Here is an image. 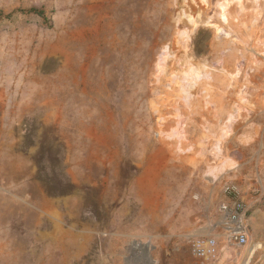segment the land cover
<instances>
[{
    "label": "rangeland",
    "instance_id": "374dc122",
    "mask_svg": "<svg viewBox=\"0 0 264 264\" xmlns=\"http://www.w3.org/2000/svg\"><path fill=\"white\" fill-rule=\"evenodd\" d=\"M217 1L0 0V264H221L222 243L194 257L180 228L198 208L184 238L201 237L236 201L246 245L260 247L250 262L264 263V53L253 42L263 60L245 53L227 79L242 58L219 41ZM263 3L245 13L264 44ZM162 45L171 56L156 78ZM245 84L252 136L237 139L239 121L224 147L237 169L207 181V159L176 156L159 123L179 94L209 113Z\"/></svg>",
    "mask_w": 264,
    "mask_h": 264
},
{
    "label": "bare ground",
    "instance_id": "6f19581e",
    "mask_svg": "<svg viewBox=\"0 0 264 264\" xmlns=\"http://www.w3.org/2000/svg\"><path fill=\"white\" fill-rule=\"evenodd\" d=\"M217 3L218 7H221V12L217 13L218 18L220 16L221 19V26H223L221 32L219 33V41L225 42L224 44L227 46H225L227 51H231L237 56H241L242 58L241 61H236V63L234 64L235 70L237 71L234 75L231 73L232 71L230 73L226 72L228 76L227 79L229 78L231 81L235 82L239 78V68L242 67V63L245 61V57H243L245 53H249L250 61L256 62L259 60H263L262 57H256L254 47L251 46L253 42L256 41L255 44L261 46L262 52L264 53V44L259 39H256L257 36L255 35L256 33H254V28L256 27L257 23L256 16L252 15L253 13H245L246 8L248 7H254L256 11L261 12L259 10L260 0H219L217 1ZM233 5H236L237 7L230 11L231 6ZM181 15L182 14H180V17ZM228 15L232 16L229 24L227 22ZM187 22L191 24L192 19H188ZM229 34L233 35L235 39L228 40L226 36ZM187 36L188 34L185 29L179 30V32L177 33L178 40L175 44L179 45L180 49L185 44V39L187 38ZM160 50L161 51H159V55L155 60V71L157 73L156 78H159L161 76L163 72L162 68L165 66L166 61L171 56V54L169 53V47L167 45H162L160 47ZM187 76H189L191 80L196 81H199L203 78L201 76L193 77L191 74ZM177 79L184 84L188 83L187 78L177 77ZM247 85L248 84H245L243 88L241 87L242 89L238 93V100H230L226 108L219 106L209 113H206L205 110L202 109L201 104H199L200 102L195 101L190 97V95L179 94V96L177 95L176 101H174L173 105L170 107V111L173 112V120L171 121V124L165 125L163 124V122L162 124L159 123V129H161V126H164L163 128H165L162 130L164 134L163 140L165 139L169 145L175 147L174 152L176 156L179 157L183 154L189 153V155L186 157L191 158H189L188 160L192 161V163L190 164H193L194 166L203 162V159H207L202 172L204 179H206L207 181H214L223 174L232 173L237 169V160L235 161L232 157L225 153L224 147L227 141L236 133L239 121H243V127L241 128L243 130L241 132V136L237 139L241 140V142H246L250 140L252 136L251 125L248 123V121H246V116L242 117L244 113L249 112V106L251 104H254L246 96V92L248 89ZM158 111L159 110H156L155 112L158 113ZM170 111H168L169 116H171ZM164 118H166V115H164L162 119L164 120ZM158 133L160 136L161 132ZM219 237L221 238L222 246H226L231 250L228 244H226L225 237ZM248 238L250 240V237ZM251 244L252 243L249 242L243 248L241 254H239L238 256L234 252L221 250L218 257L221 264L227 260L229 261V259H235L236 264H241L244 260V257H246L245 262L242 264H264L250 262L255 251L257 249H260L258 243H254L252 247L250 246Z\"/></svg>",
    "mask_w": 264,
    "mask_h": 264
},
{
    "label": "built area",
    "instance_id": "2783aa9c",
    "mask_svg": "<svg viewBox=\"0 0 264 264\" xmlns=\"http://www.w3.org/2000/svg\"><path fill=\"white\" fill-rule=\"evenodd\" d=\"M221 218L213 225L207 234L192 240L191 252L194 257L204 260L214 259L218 254L219 236H224L226 244L243 247L247 243L246 227L244 224V205L236 201L232 205L219 206Z\"/></svg>",
    "mask_w": 264,
    "mask_h": 264
},
{
    "label": "crops",
    "instance_id": "0c3cea01",
    "mask_svg": "<svg viewBox=\"0 0 264 264\" xmlns=\"http://www.w3.org/2000/svg\"><path fill=\"white\" fill-rule=\"evenodd\" d=\"M191 196V199L190 200H193L195 197L193 196V195H190ZM193 198V199H192ZM221 203H226V198L225 199H223L222 200V202ZM195 207H197L196 205H194ZM197 210H198V208H196V209H193V211H194V216L192 217V219H193V222L191 223V225L188 227V226H183V227H181L180 228V230L182 231V234L181 235H183V239H181L182 240V242H185V245H187L188 247H189V252H191V246H192V240L193 239H191V238H184V235L186 234L185 233V231H187V230H191V229H193L194 227H196L197 226V222L195 221V219L197 218ZM196 222V223H195ZM213 229V226L210 228V230H212ZM209 230V231H210ZM185 233V234H184ZM229 246V245H228ZM221 247H223V250H225V251H228V252H234L235 254H236V252L235 251H233V250H230L229 248H227L226 246H222L221 245ZM220 250V249H219Z\"/></svg>",
    "mask_w": 264,
    "mask_h": 264
},
{
    "label": "water",
    "instance_id": "95a60500",
    "mask_svg": "<svg viewBox=\"0 0 264 264\" xmlns=\"http://www.w3.org/2000/svg\"><path fill=\"white\" fill-rule=\"evenodd\" d=\"M163 136H164V134H163V133H161V134H160V137H161V138H163Z\"/></svg>",
    "mask_w": 264,
    "mask_h": 264
}]
</instances>
